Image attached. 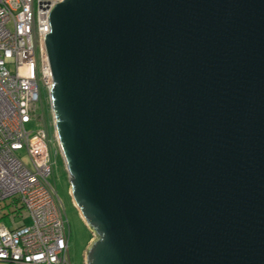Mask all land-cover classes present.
<instances>
[{"label":"water","instance_id":"water-1","mask_svg":"<svg viewBox=\"0 0 264 264\" xmlns=\"http://www.w3.org/2000/svg\"><path fill=\"white\" fill-rule=\"evenodd\" d=\"M48 20L87 264H264V0H63Z\"/></svg>","mask_w":264,"mask_h":264},{"label":"built area","instance_id":"built-area-1","mask_svg":"<svg viewBox=\"0 0 264 264\" xmlns=\"http://www.w3.org/2000/svg\"><path fill=\"white\" fill-rule=\"evenodd\" d=\"M62 1L0 0V264H72L39 92L54 84L45 34Z\"/></svg>","mask_w":264,"mask_h":264},{"label":"rangeland","instance_id":"rangeland-1","mask_svg":"<svg viewBox=\"0 0 264 264\" xmlns=\"http://www.w3.org/2000/svg\"><path fill=\"white\" fill-rule=\"evenodd\" d=\"M40 98H41V111L44 117V125L48 129L49 136L55 140L52 148V159L54 161L53 173L51 180L55 183L58 195L61 198L63 208L69 223L71 238L69 243V252L72 264H87V253L89 247L94 239V233L91 232L85 221L79 214V210L73 203L72 186L70 182V175L67 167V162L60 145L58 133L56 131V114L53 108V103L47 89L40 84ZM55 150L57 153H55ZM24 159L28 164L30 161L27 156ZM5 204H0V218L1 213L4 212ZM8 224V220L0 219Z\"/></svg>","mask_w":264,"mask_h":264}]
</instances>
